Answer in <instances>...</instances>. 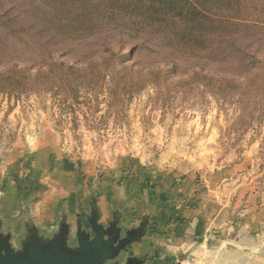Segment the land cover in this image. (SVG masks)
<instances>
[{"label":"rangeland","instance_id":"rangeland-1","mask_svg":"<svg viewBox=\"0 0 264 264\" xmlns=\"http://www.w3.org/2000/svg\"><path fill=\"white\" fill-rule=\"evenodd\" d=\"M198 1L209 5L210 32L172 47L111 0H0V75L29 70L0 76V138L13 141L39 116L73 164L88 152L159 159L174 150L204 169L242 165L263 185L264 0H252L254 12Z\"/></svg>","mask_w":264,"mask_h":264},{"label":"crops","instance_id":"crops-1","mask_svg":"<svg viewBox=\"0 0 264 264\" xmlns=\"http://www.w3.org/2000/svg\"><path fill=\"white\" fill-rule=\"evenodd\" d=\"M37 119L13 141L0 138V222L14 244L32 227L52 236L63 219L89 229L95 210L105 225L143 229L124 262L264 264V184L242 165L204 169L174 150L159 159L88 152L73 164Z\"/></svg>","mask_w":264,"mask_h":264},{"label":"water","instance_id":"water-1","mask_svg":"<svg viewBox=\"0 0 264 264\" xmlns=\"http://www.w3.org/2000/svg\"><path fill=\"white\" fill-rule=\"evenodd\" d=\"M89 229L81 220L72 225L63 219L52 236L41 235L35 227L27 231L16 244L12 235L2 231L0 222V264H144V260L129 257L128 247L139 241L143 229L124 232L116 222L100 223L97 211L87 218Z\"/></svg>","mask_w":264,"mask_h":264},{"label":"trees","instance_id":"trees-1","mask_svg":"<svg viewBox=\"0 0 264 264\" xmlns=\"http://www.w3.org/2000/svg\"><path fill=\"white\" fill-rule=\"evenodd\" d=\"M111 2L117 5L118 11L127 14L126 16L133 25L142 27L143 30L157 31L156 33H160L161 36L168 39L172 47L192 42L200 44L203 42L201 36H207L211 30L208 27L214 23L212 14L206 9L209 5L198 0H116L117 4L115 0H111ZM209 2L215 6H228L232 11L237 12L248 9L253 12L259 10V4L252 0H210L208 4ZM108 52L111 57L103 59L99 63L106 67L113 66L115 63L113 58L115 53L112 48ZM249 60L252 68L258 69L261 61L256 56H250ZM96 65V63H91L87 68L94 69ZM97 66L99 67V65ZM124 69L129 70L127 67ZM68 70L77 76V80L87 77L86 74L84 75L85 70L76 67H70ZM13 72L5 71L0 76L5 75L7 79L9 77L20 79L21 73H28L29 70L25 68L23 71H18L16 75L12 74ZM199 75L201 76V74ZM40 76H42L40 73L35 75V77Z\"/></svg>","mask_w":264,"mask_h":264}]
</instances>
